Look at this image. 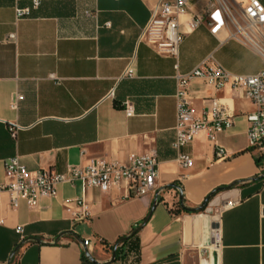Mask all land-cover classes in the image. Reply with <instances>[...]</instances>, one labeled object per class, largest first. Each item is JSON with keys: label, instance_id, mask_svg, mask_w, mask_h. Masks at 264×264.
I'll return each instance as SVG.
<instances>
[{"label": "crops", "instance_id": "crops-1", "mask_svg": "<svg viewBox=\"0 0 264 264\" xmlns=\"http://www.w3.org/2000/svg\"><path fill=\"white\" fill-rule=\"evenodd\" d=\"M157 3L0 0V183L14 158L29 171L61 174L69 166L129 165L133 157L154 156L161 191L123 199L117 191L61 184L37 208L24 200L13 208L3 194L0 264L25 240L11 264H264V179L254 181L264 174V147L248 140L251 100L229 86L192 80L194 119L212 125L214 110L223 109L234 124L214 143L199 132L180 152L172 146L178 75L210 55L237 75L258 74L264 60L231 38L221 12L213 15L215 25L207 18L194 30L186 24L193 14L181 17L177 58L138 44ZM131 63L132 76H125ZM220 149L224 159L217 157ZM179 153L192 166H181ZM82 197L90 214L77 222L75 201Z\"/></svg>", "mask_w": 264, "mask_h": 264}, {"label": "built area", "instance_id": "built-area-1", "mask_svg": "<svg viewBox=\"0 0 264 264\" xmlns=\"http://www.w3.org/2000/svg\"><path fill=\"white\" fill-rule=\"evenodd\" d=\"M203 4L201 9L193 12L195 6ZM224 13L228 17L231 38L253 50L264 60V5L260 0H247L239 16L231 9L224 7L219 0H158L151 10L149 22L141 30L138 44L151 47L159 55L177 58L183 42L181 17L189 13L193 17L187 21V27L198 28L211 12ZM26 14L19 12V16ZM215 25L214 21L210 22ZM132 63L128 66L125 76H132ZM199 79L220 90L226 86L235 91L243 92L253 103L255 110L247 116L248 140L251 147H264V70L256 75L233 74L219 64L213 55L208 56L201 64L188 74L177 76V125L173 149L177 152L191 145L199 132H206L210 142H215L216 134L234 124L233 116L222 109L213 113V124L207 119H194L189 102V84ZM125 111L128 117L135 115L132 106L127 103ZM17 130L11 135L16 137ZM219 159L225 158V152L217 151ZM178 162L188 168L193 159L186 154H178ZM158 163L154 156L133 157L129 165L118 162L95 161L87 167L69 166L66 172L53 174L49 170L32 172L20 161L14 158L6 164L5 181L0 183V196L8 194L13 208L18 207L20 200L27 202L29 207L37 208L39 201L45 197H55L61 184L75 185L79 183L83 190L98 189L104 194L114 191L120 193L123 199H133L153 194L159 196L157 189ZM78 208L76 221L80 222L89 216V207L82 197L75 201ZM17 233L23 236V229ZM215 244L220 240L218 231L214 232ZM85 247H90L88 241Z\"/></svg>", "mask_w": 264, "mask_h": 264}, {"label": "rangeland", "instance_id": "rangeland-1", "mask_svg": "<svg viewBox=\"0 0 264 264\" xmlns=\"http://www.w3.org/2000/svg\"><path fill=\"white\" fill-rule=\"evenodd\" d=\"M214 1L215 0H212V2H214ZM245 3H246V0H224V7L228 6L231 9V11L234 13L235 16H239L244 5H245ZM217 12H218V10L212 11L210 13L211 17L209 19H211V21H214L213 15H214V13H217ZM221 14H222L225 22L229 24L228 17L222 12H221Z\"/></svg>", "mask_w": 264, "mask_h": 264}, {"label": "water", "instance_id": "water-1", "mask_svg": "<svg viewBox=\"0 0 264 264\" xmlns=\"http://www.w3.org/2000/svg\"><path fill=\"white\" fill-rule=\"evenodd\" d=\"M264 179V174L262 175V176H260L259 178H257V179H255L254 181H258V180H263ZM219 191V190H218ZM212 196H214V194H212L211 196H209V198L205 201V203L201 206V208H200V210H203L206 206H207V204H208V202H209V200H210V198L212 197ZM180 200H182V196H180ZM154 207L155 206H153V209H154ZM148 220V219H147ZM147 220L145 221V223L147 222ZM136 233V232H135ZM58 241V240H57ZM28 242V240H25V241H23V242H21V244L15 249V251L11 254V256H10V258H9V261H8V264H11V262H12V259L14 258V256L16 255V253L26 244ZM86 255V258L89 260V261H91V262H95L92 258H91V256L88 254V253H86L85 254ZM112 260L114 261L115 260V253L113 254V257H112Z\"/></svg>", "mask_w": 264, "mask_h": 264}, {"label": "bare ground", "instance_id": "bare-ground-1", "mask_svg": "<svg viewBox=\"0 0 264 264\" xmlns=\"http://www.w3.org/2000/svg\"><path fill=\"white\" fill-rule=\"evenodd\" d=\"M219 2L224 6V0H219Z\"/></svg>", "mask_w": 264, "mask_h": 264}, {"label": "trees", "instance_id": "trees-1", "mask_svg": "<svg viewBox=\"0 0 264 264\" xmlns=\"http://www.w3.org/2000/svg\"><path fill=\"white\" fill-rule=\"evenodd\" d=\"M235 185H236V184H235ZM235 185H233L232 187H234ZM208 198H209V197H208ZM208 198H207V199H208ZM207 199H206V200H207Z\"/></svg>", "mask_w": 264, "mask_h": 264}]
</instances>
